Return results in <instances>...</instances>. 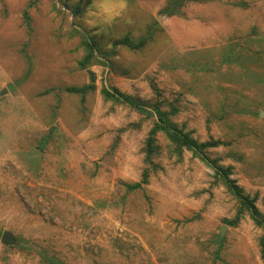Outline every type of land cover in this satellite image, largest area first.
I'll return each instance as SVG.
<instances>
[{"label": "rangeland", "instance_id": "1", "mask_svg": "<svg viewBox=\"0 0 264 264\" xmlns=\"http://www.w3.org/2000/svg\"><path fill=\"white\" fill-rule=\"evenodd\" d=\"M76 2L0 0V238L11 233L0 264H264L249 212L224 222L239 203L211 162L264 214V0L187 2L169 16L167 0H91L74 17ZM85 35L105 63L79 67ZM89 71L81 103L63 89ZM103 87L160 102L183 133L222 144L209 161L179 157L159 131L145 162L155 115ZM144 168L148 183L128 190Z\"/></svg>", "mask_w": 264, "mask_h": 264}, {"label": "trees", "instance_id": "2", "mask_svg": "<svg viewBox=\"0 0 264 264\" xmlns=\"http://www.w3.org/2000/svg\"><path fill=\"white\" fill-rule=\"evenodd\" d=\"M91 0H78L73 5H68L70 11L74 17L79 16L85 10L86 5L90 3ZM205 2L209 0H167L165 6L161 10L162 13L166 15H175L181 13V8L187 2ZM67 7V6H66ZM23 16L25 21H29V16L26 11L23 12ZM149 35H152V32H149ZM146 39L143 36H140L132 42L128 35L122 40V42L131 49H139L144 46ZM81 45L84 49V54L81 59L78 61V65L80 68H88L90 65L94 63V61H100L99 57H102L103 63H105V59H109V55L106 51H104L98 42L85 35L81 40ZM90 83L82 86H67L63 90L69 93H79L82 94L81 103H84V95L88 89H95V74L89 71ZM50 89L45 90V92H49ZM101 94L105 99L112 100L117 103H125L128 106L132 107L139 113L143 114L144 117L149 118L155 115V119L152 127L149 129L146 140H145V162L150 161V156H152L156 150L155 142H156V134L157 132H163L168 140L173 144L174 148L172 150L177 153L180 157L182 149L188 148L192 151H195L200 154L201 159H205L209 161V158L205 154V149L208 147H215L219 144H222L219 140H210L205 142H198L192 139L187 133H183L177 126L174 125L172 120L170 119V114L168 111L161 108L160 102H152L150 105L146 103L145 100L140 99L137 96L125 94L118 90L117 88H112V90H108L103 87L101 89ZM145 105L149 106L150 109H146ZM50 131L42 136L39 140L38 147L43 148L51 135ZM211 161V160H210ZM212 165L215 167V172L220 178L221 182L236 196L238 199V207L232 219H224V222L229 225H236L245 214V212H249L250 217L254 221V223L262 229V234L259 236L258 245L261 256L264 254V214H261L254 204V200L249 198L247 195H244L241 187H239L235 180L230 178V167H223L218 164L217 160H212ZM151 171L148 168H144L142 173V177L140 181L132 182V183H124L126 188L130 191L139 189L143 186V184L148 183V172ZM49 264H56L54 261H49Z\"/></svg>", "mask_w": 264, "mask_h": 264}, {"label": "water", "instance_id": "3", "mask_svg": "<svg viewBox=\"0 0 264 264\" xmlns=\"http://www.w3.org/2000/svg\"><path fill=\"white\" fill-rule=\"evenodd\" d=\"M224 227H225V226H222V228H221V234H223V232H224ZM10 238H11V233L8 232V231H4V232L2 233V235H1L0 241H1L2 243H8L9 240H10Z\"/></svg>", "mask_w": 264, "mask_h": 264}, {"label": "crops", "instance_id": "4", "mask_svg": "<svg viewBox=\"0 0 264 264\" xmlns=\"http://www.w3.org/2000/svg\"><path fill=\"white\" fill-rule=\"evenodd\" d=\"M259 252H260V251H259ZM260 257L264 258V254H263V256H261V253H260Z\"/></svg>", "mask_w": 264, "mask_h": 264}]
</instances>
